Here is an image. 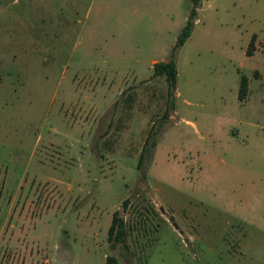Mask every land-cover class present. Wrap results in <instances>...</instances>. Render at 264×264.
I'll use <instances>...</instances> for the list:
<instances>
[{
	"label": "rangeland",
	"instance_id": "1",
	"mask_svg": "<svg viewBox=\"0 0 264 264\" xmlns=\"http://www.w3.org/2000/svg\"><path fill=\"white\" fill-rule=\"evenodd\" d=\"M189 10L0 0V264H264V0L202 2L173 107Z\"/></svg>",
	"mask_w": 264,
	"mask_h": 264
},
{
	"label": "trees",
	"instance_id": "2",
	"mask_svg": "<svg viewBox=\"0 0 264 264\" xmlns=\"http://www.w3.org/2000/svg\"><path fill=\"white\" fill-rule=\"evenodd\" d=\"M204 0H189L190 2V10L188 13L187 20L183 27L181 28L176 42L173 45L169 57L165 60L161 61H156L153 63L152 68H153V73H152V78L153 77H158V76H164L165 80L168 85V92H169V102L170 106L174 107V100L172 98V92L173 90L176 89V83H177V61H176V56L179 48L187 41V39L190 37L191 32L193 30L194 26V21L197 17V13L199 8L201 7V4ZM252 44L250 43L246 54L249 56L251 55V50L250 47ZM262 50L264 52V39L262 41ZM247 83H248V78L244 75L241 76L240 79V85L238 89V99L244 100L247 94ZM168 117V112L165 111L163 114V119H166ZM154 132V128L151 129L148 133V136L145 140V143L143 145L141 154L139 156V160L137 163V168L142 170L143 167V162L147 158H151L153 155L152 149L156 145V140L154 137H152V134ZM127 200L124 201V205L127 204ZM126 237H127V230L125 227V220L124 218L119 214V211H115L112 216L111 224L108 229V235H107V240L109 241V246L114 247L118 243H125L126 242ZM106 264H117V260L114 256L108 255L106 257Z\"/></svg>",
	"mask_w": 264,
	"mask_h": 264
},
{
	"label": "crops",
	"instance_id": "3",
	"mask_svg": "<svg viewBox=\"0 0 264 264\" xmlns=\"http://www.w3.org/2000/svg\"><path fill=\"white\" fill-rule=\"evenodd\" d=\"M156 61H157V60H152V62H151V63H152V65H153V63H154V62H156Z\"/></svg>",
	"mask_w": 264,
	"mask_h": 264
},
{
	"label": "water",
	"instance_id": "4",
	"mask_svg": "<svg viewBox=\"0 0 264 264\" xmlns=\"http://www.w3.org/2000/svg\"><path fill=\"white\" fill-rule=\"evenodd\" d=\"M170 219H173V218H170Z\"/></svg>",
	"mask_w": 264,
	"mask_h": 264
}]
</instances>
